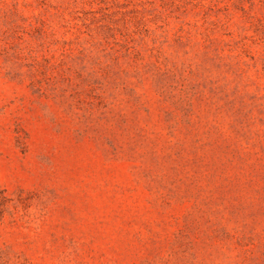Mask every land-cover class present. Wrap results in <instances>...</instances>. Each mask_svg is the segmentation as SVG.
I'll list each match as a JSON object with an SVG mask.
<instances>
[{
	"label": "rangeland",
	"instance_id": "obj_1",
	"mask_svg": "<svg viewBox=\"0 0 264 264\" xmlns=\"http://www.w3.org/2000/svg\"><path fill=\"white\" fill-rule=\"evenodd\" d=\"M0 264H264V0H0Z\"/></svg>",
	"mask_w": 264,
	"mask_h": 264
}]
</instances>
